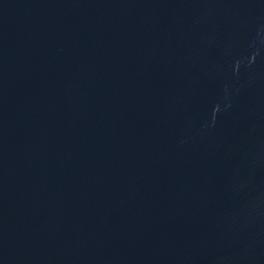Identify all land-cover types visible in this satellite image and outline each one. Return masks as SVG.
I'll return each mask as SVG.
<instances>
[{"label":"water","instance_id":"1","mask_svg":"<svg viewBox=\"0 0 264 264\" xmlns=\"http://www.w3.org/2000/svg\"><path fill=\"white\" fill-rule=\"evenodd\" d=\"M0 264H264V0H0Z\"/></svg>","mask_w":264,"mask_h":264}]
</instances>
